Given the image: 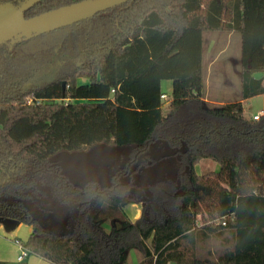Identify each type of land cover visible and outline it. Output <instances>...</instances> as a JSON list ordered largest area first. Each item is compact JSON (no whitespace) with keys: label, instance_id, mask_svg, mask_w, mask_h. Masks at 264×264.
<instances>
[{"label":"trees","instance_id":"16d2710c","mask_svg":"<svg viewBox=\"0 0 264 264\" xmlns=\"http://www.w3.org/2000/svg\"><path fill=\"white\" fill-rule=\"evenodd\" d=\"M80 1L42 0L25 17ZM220 30L241 39L240 99L208 107L205 33ZM260 95L264 0H130L3 43L0 198L17 200H0V222L32 226L23 247L53 264H127L134 248L140 264H264V111L248 118L244 104ZM100 144L124 149L105 179L76 183L50 161ZM207 158L220 170L199 175ZM38 185L76 210L67 232L46 229L24 206ZM140 201L132 222L125 207ZM213 236L223 252L197 256V243Z\"/></svg>","mask_w":264,"mask_h":264},{"label":"rangeland","instance_id":"374dc122","mask_svg":"<svg viewBox=\"0 0 264 264\" xmlns=\"http://www.w3.org/2000/svg\"><path fill=\"white\" fill-rule=\"evenodd\" d=\"M204 65H205V81L203 88V100L206 106L212 107L219 105L220 102L227 103L233 102L240 99V81H241V39L239 34L232 32L228 33L225 30L220 31H207L205 33L204 42ZM261 73H256V77H260ZM88 80L83 78L80 79L79 84H87ZM171 83L169 81L163 82V92L170 93L168 88H170ZM168 95V94H167ZM169 98L164 101L163 111L167 114L169 112ZM246 112L245 115L248 118H253L256 114H261L264 111V95H260L248 100L245 103ZM122 150L116 149V147H111L109 145H96L92 148H86L79 154L75 155H60L55 159V162L66 165L69 167H79L75 172H80V169H86L87 171H93V175L96 177L105 179L107 171L109 170V164L111 160L119 156ZM220 165L212 159H202L196 166V171L199 175H203L209 172L219 171ZM77 175V173H76ZM135 196H138L140 192L137 190ZM45 208L51 209L48 213H43L41 215L40 210L35 206L38 215L47 222V225H56L58 222L62 221L63 217L58 216V211L61 208L60 204H54L52 199L45 198ZM26 203H29L26 201ZM43 203V204H44ZM145 205V204H144ZM127 208V213L132 214L131 208ZM45 209V211H47ZM68 210L65 208L63 214ZM70 211V210H69ZM71 212V211H70ZM13 222V220H7ZM103 223V227L110 230L113 221L106 220ZM5 224V223H4ZM23 224V223H22ZM59 225V224H58ZM55 228L58 230L62 229L60 226ZM5 227V226H4ZM54 226H52L53 228ZM20 234L24 237L19 236L22 242L26 243L32 233V226L23 224L20 228ZM59 232V231H58ZM224 239L221 237H210L207 240L199 241L194 249V253L197 256L217 259L218 256L223 252ZM185 246L189 247L188 244L184 243ZM141 257L140 252L137 249H131L128 252V264H138V258Z\"/></svg>","mask_w":264,"mask_h":264},{"label":"water","instance_id":"95a60500","mask_svg":"<svg viewBox=\"0 0 264 264\" xmlns=\"http://www.w3.org/2000/svg\"><path fill=\"white\" fill-rule=\"evenodd\" d=\"M40 1L42 0H27L21 6H15L12 3L8 2L0 3V44L3 42L14 43L21 39H32L39 35L81 22L95 16L100 12H104L114 7L121 6L130 0H83L48 12H44L28 19L25 18V12L33 6L37 5ZM116 149L122 150L121 153H123L124 151V149L121 147H116ZM64 154L71 156L79 154V152H62L54 156L50 161L59 166L62 173L71 181L77 183L80 181L85 182L88 180L99 181L101 179L99 177H96L95 174L93 175V171H87L86 169L82 168L80 169V172H75L79 169V167L75 166L71 168L69 166L61 165L55 162V159L57 157ZM0 200L12 202L15 199L13 197H1ZM53 201L54 204H57V206H59L60 203L58 201ZM22 202L28 209L32 217L39 220L40 216L38 215L39 213H37L35 208H33L30 203H26V201ZM58 212V216L63 217V219L62 221L58 222L57 225L59 224L58 226H60L62 232L65 233L69 230L67 227L69 211L67 210L63 214L62 209H60V211ZM73 212L74 214H76V210H73ZM4 223H7V221H5ZM40 223L43 224L44 222L40 220ZM43 225L46 229L57 233L56 230L50 229L52 228V226H54L55 228L57 225H48L50 228L46 224Z\"/></svg>","mask_w":264,"mask_h":264},{"label":"crops","instance_id":"0c3cea01","mask_svg":"<svg viewBox=\"0 0 264 264\" xmlns=\"http://www.w3.org/2000/svg\"><path fill=\"white\" fill-rule=\"evenodd\" d=\"M169 82L171 83L170 88L168 87L166 88L168 89V91H170V93L165 92V94H168V96L172 92V82L171 81ZM246 102L247 101H245L244 104ZM219 104H223V102H220ZM144 204L145 202H133L125 207L126 213L128 206H130L129 208H131L132 210V214L129 215L127 213L129 219L132 222H135L141 216L142 209L143 207H145ZM22 225L23 224L16 225L14 221L9 223L7 221V223H5V225L2 226L0 230V262H6L8 264H53L35 254H29L21 262L17 260L18 255L20 254V245L19 243L16 242V240H18L21 244L22 243L24 244V242H22L21 239L19 238V236L24 237L20 234V230H21L20 228ZM25 238L26 236L24 237V239ZM137 260H138V264H140L142 257L138 258Z\"/></svg>","mask_w":264,"mask_h":264},{"label":"flooded vegetation","instance_id":"af4514ba","mask_svg":"<svg viewBox=\"0 0 264 264\" xmlns=\"http://www.w3.org/2000/svg\"><path fill=\"white\" fill-rule=\"evenodd\" d=\"M27 1V0H26ZM25 1V2H26ZM12 3L13 5H15V6H21L22 4H24L25 2H23V3H19V2H14V1H6V2H0V3ZM26 18V17H25ZM31 18V17H30ZM28 19V18H27ZM3 43H9V44H13L12 42H3ZM3 43H1V44H3ZM15 43V42H14ZM0 44V45H1ZM58 167V166H57ZM40 187V185H38L37 187H36V189H35V191L33 192V193H30V192H27V193H25V197L24 198H21L23 201H28L29 203H32V205H35L39 210H40V213H41V215L43 214V213H48V211H50L51 209H46L45 208V203H46V201H44L45 200V198H47V199H51V197L49 196V195H47L45 192H44V190L42 189V188H39ZM135 194L136 193H133V190H129V195L132 197V198H135V199H137L138 197H140L139 195L138 196H135ZM15 200H13V201H16L17 200V198L16 197H13ZM45 202V203H44ZM140 202H143V201H140ZM44 203V204H43ZM61 206V205H60ZM145 206H146V202H145ZM61 208H63L64 210H65V208L64 207H62L61 206ZM144 208V207H143ZM45 209L47 210V211H45ZM63 210V211H64ZM69 211V210H68ZM71 211V212H70ZM68 213H69V215H68V220H67V225L68 226H72V224H73V221H74V218H75V214H74V212H73V209H71ZM42 221V222H44L43 224H46L47 225V222L46 221H44L43 220V218L42 217H40V219H39V221ZM57 225V224H56ZM48 226V225H47ZM49 227V226H48ZM50 228V227H49ZM50 229H52V230H56L57 232L59 231V232H62L61 230H58V229H56V228H50Z\"/></svg>","mask_w":264,"mask_h":264},{"label":"built area","instance_id":"2783aa9c","mask_svg":"<svg viewBox=\"0 0 264 264\" xmlns=\"http://www.w3.org/2000/svg\"><path fill=\"white\" fill-rule=\"evenodd\" d=\"M161 98H162V100L165 101V100H168L169 96L167 94L163 93L161 95ZM260 117H261V114H256V115L253 116V119L254 120H259ZM223 224H225V223H223ZM3 225H5L4 222H0V230H1ZM16 242L19 243V245H20V254L18 255L17 260L19 262H21V261H23L25 259V257H27L30 254V252L27 249H25L23 247V245L18 240H16Z\"/></svg>","mask_w":264,"mask_h":264}]
</instances>
